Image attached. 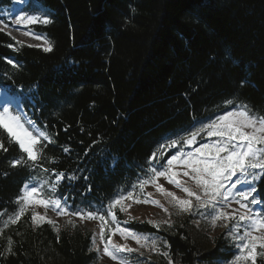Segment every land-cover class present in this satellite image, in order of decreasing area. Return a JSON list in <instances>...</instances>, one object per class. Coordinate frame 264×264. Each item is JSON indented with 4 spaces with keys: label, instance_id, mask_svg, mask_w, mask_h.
<instances>
[{
    "label": "trees",
    "instance_id": "1",
    "mask_svg": "<svg viewBox=\"0 0 264 264\" xmlns=\"http://www.w3.org/2000/svg\"><path fill=\"white\" fill-rule=\"evenodd\" d=\"M15 1L0 0V14ZM23 2L28 14H38L33 9L40 3L51 12L52 23L29 27L46 36L53 51L23 41L17 45L18 39L0 31V89L20 102L12 107L14 114L22 112L26 127L33 122L30 131H47L55 143L44 149L40 161L48 172L31 165L12 168L11 161L22 153L0 128V140L9 149L0 150V213L16 210V197L30 180L44 188L46 197L67 198L72 211L105 209L145 178L149 157L161 144L223 114L225 101L247 104L264 115V0ZM63 147L70 151L64 153ZM179 147L167 149L165 157ZM57 172L65 178L53 191ZM256 187L257 198L264 201V177ZM146 193L137 187L140 199ZM115 212L121 227L159 238L173 264H229L237 254L226 230L199 216L169 209L173 226L157 229L148 221L169 219L164 210L154 218L126 214L118 206ZM30 218L31 209L0 235V251L7 237L14 241L13 254L0 258V264L98 263L99 253L89 251L94 227L56 222L57 234L47 223L34 230ZM5 219L0 215V227ZM144 252L129 259L145 264L149 252ZM148 264L167 262L151 253Z\"/></svg>",
    "mask_w": 264,
    "mask_h": 264
},
{
    "label": "snow or ice",
    "instance_id": "2",
    "mask_svg": "<svg viewBox=\"0 0 264 264\" xmlns=\"http://www.w3.org/2000/svg\"><path fill=\"white\" fill-rule=\"evenodd\" d=\"M33 11L38 14L21 11L19 15L15 16L14 23L29 29L25 35H31L37 40L44 41V45H29L30 47H42L45 53L52 52L53 44L49 39L42 34L34 33L29 27L49 25L52 23V14L42 3L37 4ZM0 24H3L2 20H0ZM7 27L4 25V28ZM4 28H0V31H4ZM7 35L11 36V32H8ZM12 39L16 40L15 37ZM16 44L22 46L21 41L16 40ZM8 47H14V45L9 44ZM15 50L19 49L15 48ZM7 63L13 67H19L12 59H7ZM244 83L241 81V85ZM19 106L20 102L17 101L16 107L19 108ZM222 107L223 114H216L215 118H209V122L202 123L198 129L161 144L157 151L149 157V167L145 178L138 179L137 184L132 185V191L118 195L109 202L105 209L93 211L77 207L76 210L69 213L67 198L62 200L51 196L46 197L43 187L25 184L16 197V210L12 214L0 213V215H7V219L3 220L2 227H0V235L10 226L20 222L30 208L31 226L34 230L47 223L53 226L58 234L60 229L56 226V221L46 218L45 215H41L35 210L36 205H42L45 208L52 206L57 210L58 215L78 217L82 221L98 220L100 222L99 239L103 243V254L110 257L116 264H133V261L128 257L133 253L143 257L144 250L149 252L145 264L151 260V253L162 255L167 264H173L170 252L162 250L159 238H152L128 227H121L115 212L117 206L121 212H127V208L131 207V204L125 207V201L156 204L165 213H168L169 219L149 220L148 223L157 229L163 226L171 228L173 226V221L170 219L172 213L167 207L160 201L151 199L152 193H146L143 200L136 195L137 187L143 192L145 187L151 184L158 192L169 198L168 203L176 209V215L199 216L213 228L220 224L227 229V237L237 250V254L229 264H257L258 258L261 264H264V210L259 208L264 201L257 198L256 187V181L264 177V115H258L247 104H236L233 100L225 101V106ZM32 124V121H27L28 126H25L22 112L14 114L10 100H5L4 104L0 105V128L6 130L8 139L14 144H18L22 153L11 161V167L31 165L48 172L49 169L44 168L40 161L44 158L42 155L44 149L49 144H54L55 140L47 131L36 130V134H34L29 130ZM202 134L210 138V141L201 142L198 147L186 150V146L190 147L196 144L197 137H201ZM177 146L180 147L175 151V154L165 157L164 152L167 149H176ZM0 150L5 153L9 151L3 140H0ZM62 150L64 153L70 151L68 147H63ZM51 171L55 172L56 170L51 169ZM5 175L7 174L5 173ZM161 177L180 189L185 195L177 196L176 192L165 189L159 183ZM180 177H187V180ZM64 178V172H57L56 183L51 185V189L55 191L57 184ZM68 178L72 179V177ZM44 184L47 185L48 182L44 181ZM233 205L237 207H233ZM69 223L73 227L76 226L75 221L71 218ZM124 223H128V221ZM194 223L199 225L200 221L197 220ZM113 225L115 226L113 227ZM115 233H119L125 240L131 238L137 247H131L127 243L114 242L112 236ZM57 239H59V235H57ZM13 244L12 237H7V244L0 251V258H7L13 254ZM162 245L164 249L170 247L167 240L162 241ZM89 251L100 252L95 233Z\"/></svg>",
    "mask_w": 264,
    "mask_h": 264
},
{
    "label": "rangeland",
    "instance_id": "3",
    "mask_svg": "<svg viewBox=\"0 0 264 264\" xmlns=\"http://www.w3.org/2000/svg\"><path fill=\"white\" fill-rule=\"evenodd\" d=\"M21 11H23L22 0H16L15 3L10 8L4 9L3 12L0 14V20H2L1 19L2 16H5L7 19V22H4L2 20L3 24H0V28H4V25H7L8 27L4 28V30H6L7 32H11V35L13 37H15L16 39L23 41V42H26L30 45H37V44L44 45L43 40H37L34 38V36L25 35V32L27 31V29L24 27L18 26L14 23L15 16L19 15ZM8 98L10 99V97L3 90L0 89V105H3L5 100H9ZM16 103L17 102H15L14 104H16ZM11 105H13V104H11ZM209 141H210V138H208L204 142L207 143ZM198 146H199V144L192 145L190 147H186V150H191V148L198 147ZM165 163H166V161H165ZM180 178L187 180V177H180ZM159 183L162 184L165 189H167L169 191L176 192L177 196L183 197L185 195L180 189H177L174 185L168 183L167 180L163 177L159 178ZM27 184L33 186L31 182H28ZM145 188L148 191V193H152V198L158 199L160 201V203L163 204L168 209L176 211V209L168 203L169 198L166 197L164 194L158 192L156 190V188L154 187V185L149 184ZM128 204H131V207L127 208V212H124V213H126V214L127 213L137 214L138 216H140L142 218H147V217L154 218V217L159 216V213L161 211H163V209L161 207H159V205H156V204L135 203L133 201H125V207H127ZM233 207H237V206L233 205ZM35 210L39 214L45 215L46 218H50V219L56 221L58 223V225L61 227H68L69 225H71L69 223L70 218L72 220H74L76 224H79V225L87 224V225L94 227L96 230V232H95L96 243L100 246L99 260H98L97 264H116V262L113 261L110 257H107L106 255L103 254V243L99 239L100 222L98 220H83L82 221L78 217H70L67 215H58L57 210L52 206L45 208L42 205H36ZM70 212L71 211L69 210V213ZM113 227H114V225H113ZM216 228H218L219 230H226V232H227V229H225L220 224H218L216 226ZM106 232H107V229H106ZM112 238H113V241L116 243H120V244L127 243L131 247H134V248L137 247L135 241L131 240V238H129L128 240H125L124 238H122L119 235V233H115L112 236Z\"/></svg>",
    "mask_w": 264,
    "mask_h": 264
}]
</instances>
